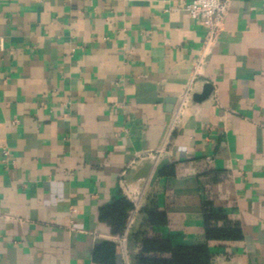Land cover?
<instances>
[{"label": "crops", "instance_id": "obj_1", "mask_svg": "<svg viewBox=\"0 0 264 264\" xmlns=\"http://www.w3.org/2000/svg\"><path fill=\"white\" fill-rule=\"evenodd\" d=\"M191 1L0 0V264H97L103 242L137 264L143 238L264 264V0L230 1L199 67ZM120 196L138 206L123 235L99 216ZM206 210L241 237L208 239Z\"/></svg>", "mask_w": 264, "mask_h": 264}, {"label": "trees", "instance_id": "obj_2", "mask_svg": "<svg viewBox=\"0 0 264 264\" xmlns=\"http://www.w3.org/2000/svg\"><path fill=\"white\" fill-rule=\"evenodd\" d=\"M135 204L126 196H120L99 210L102 221L107 222L115 234L123 235L127 226L129 212ZM148 222L153 225L166 223L163 213L148 210ZM225 217L215 210H206L205 230L208 239L236 240L241 237L239 228L227 224L220 225ZM168 252L167 258L152 256L150 253ZM117 245L103 242L93 252L97 264H116ZM212 254L207 244L174 245L166 239H142V248L136 257L137 264H211Z\"/></svg>", "mask_w": 264, "mask_h": 264}, {"label": "built area", "instance_id": "obj_3", "mask_svg": "<svg viewBox=\"0 0 264 264\" xmlns=\"http://www.w3.org/2000/svg\"><path fill=\"white\" fill-rule=\"evenodd\" d=\"M231 0H192L186 6V10L190 18L196 20L206 28V33L203 41V49L196 59V66L203 64L205 57L218 41L226 19V14ZM2 46V42H0ZM197 72L194 71V76L180 98L177 109L174 112L172 128L178 125L186 107L188 96L192 95V84L196 79ZM4 155H8V151L4 149ZM138 206H135L134 212H137ZM133 217L129 218L128 227H131Z\"/></svg>", "mask_w": 264, "mask_h": 264}, {"label": "water", "instance_id": "obj_4", "mask_svg": "<svg viewBox=\"0 0 264 264\" xmlns=\"http://www.w3.org/2000/svg\"><path fill=\"white\" fill-rule=\"evenodd\" d=\"M211 91H212V85L210 83L206 84L203 93L195 94L194 100L197 102H200V101L207 99L209 97ZM165 164H166V162L163 161L162 163H160L159 165H157L154 168V170L152 172L154 179H156L159 176V174L163 170ZM152 167H153L152 163H150V162L145 163L144 166L136 173V179L149 176V174L152 170Z\"/></svg>", "mask_w": 264, "mask_h": 264}]
</instances>
